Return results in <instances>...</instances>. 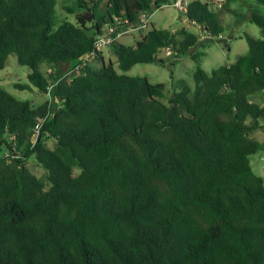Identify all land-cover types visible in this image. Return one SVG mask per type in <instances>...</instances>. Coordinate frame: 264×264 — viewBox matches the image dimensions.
I'll list each match as a JSON object with an SVG mask.
<instances>
[{
  "label": "trees",
  "instance_id": "1",
  "mask_svg": "<svg viewBox=\"0 0 264 264\" xmlns=\"http://www.w3.org/2000/svg\"><path fill=\"white\" fill-rule=\"evenodd\" d=\"M58 1L0 0V70L16 56L30 84L15 87L51 97L34 106L0 87V264H264V179L250 160L264 151L252 138L264 130L254 100L264 95V16H251L261 38L246 35V55L210 75L198 67L194 89L182 83L167 96L166 84L120 74L112 61L59 80L106 25L169 0H108L100 18L103 0H77V21L55 29ZM187 18L222 37L199 1ZM203 46L186 29L152 27L112 50L126 73L165 62L166 49L198 61ZM32 158L46 178L30 171Z\"/></svg>",
  "mask_w": 264,
  "mask_h": 264
},
{
  "label": "rangeland",
  "instance_id": "2",
  "mask_svg": "<svg viewBox=\"0 0 264 264\" xmlns=\"http://www.w3.org/2000/svg\"><path fill=\"white\" fill-rule=\"evenodd\" d=\"M170 2L171 0L166 1L165 4L153 10V13L150 14L152 27L172 32H180L186 29L198 35L202 38L201 42L204 44L203 47L198 48V52L200 53L198 61L193 60L188 55L175 56L172 49H166L159 54V58L164 59L165 62L138 64L124 73L116 63L117 57L113 53L112 48H110V57L115 69L120 74H126L130 77H147L153 84L164 83L167 87V96L174 92H179L182 83L194 89L196 86L194 74L198 67H201L210 75L213 70L220 66L235 64L240 56L246 55L249 51L248 43L245 38L246 35H250L254 38H261L260 28L255 23L251 22L252 14L264 16V6L259 3V0H234L228 8L224 6L223 9L215 11L224 27L221 39L204 35L205 32H203L201 26L188 21L187 16L175 9ZM107 3L108 0L102 1L97 11L98 18L106 13ZM76 5L77 0L58 1L54 17L55 29L63 22L69 21L75 23L77 21L79 11L76 10ZM67 8L71 10L75 9V11L70 12ZM146 32L148 31H145L143 34ZM143 34L126 35L120 39L119 43L123 45H134ZM181 39L182 37L179 36L178 40ZM105 55L107 56V63H109L108 52H106ZM93 63L94 61L91 65ZM95 64L98 65L97 62ZM41 70L44 74H48L53 71V68L44 64ZM29 73L30 69L26 66H21L16 56L12 55L9 58L6 68L0 70V87L19 101H30L34 106L42 105L50 98L48 92H40L36 89L35 91L30 89L21 90L15 87L17 84H30L28 78ZM254 100L264 104V95L258 96L254 98ZM252 138L263 143L264 130L256 131L253 133ZM47 145L49 148L53 149L55 147V141L53 139H48ZM250 160L254 172L264 179V151L254 154ZM27 166L37 177H47V171L39 166L34 158L29 160ZM79 173L80 170L75 169L74 174L77 176Z\"/></svg>",
  "mask_w": 264,
  "mask_h": 264
},
{
  "label": "built area",
  "instance_id": "3",
  "mask_svg": "<svg viewBox=\"0 0 264 264\" xmlns=\"http://www.w3.org/2000/svg\"><path fill=\"white\" fill-rule=\"evenodd\" d=\"M194 1H199L203 5H206L212 11H218L220 9H223L224 6L230 0H172L171 5H173L174 8L177 9L180 13L187 16L189 7ZM150 14L152 13H145L140 17L139 21L134 23H130L129 21H116L112 25H106L102 32L96 37L93 51L86 54L83 57L82 62L76 68L68 71L59 81L63 80L65 77H71L74 74L81 73L82 71H84L88 65L98 59V54L103 53L105 50L112 48L116 43L120 42V39L122 37L132 34H143L145 31H149L150 29H152ZM204 35L213 37L211 33H204ZM221 38L222 37L218 39ZM51 89H53V86L50 88V90ZM49 100L51 101V97L49 98ZM44 122L45 119H42L36 125L34 129L33 143H36L38 138L40 137Z\"/></svg>",
  "mask_w": 264,
  "mask_h": 264
},
{
  "label": "crops",
  "instance_id": "4",
  "mask_svg": "<svg viewBox=\"0 0 264 264\" xmlns=\"http://www.w3.org/2000/svg\"><path fill=\"white\" fill-rule=\"evenodd\" d=\"M234 0H230L226 5H225V7H229L230 6V4L233 2ZM171 2H172V0H171ZM200 40H202V38H200ZM106 52H108V61L110 62V61H112V59H111V57H110V53H111V49H107V50H105L103 53H102V58H100L99 60H96V61H94V63L92 64L93 66H95V67H99V66H101L103 63H107V56L105 55V53ZM98 63V65H96L95 63ZM99 64H101V65H99Z\"/></svg>",
  "mask_w": 264,
  "mask_h": 264
},
{
  "label": "water",
  "instance_id": "5",
  "mask_svg": "<svg viewBox=\"0 0 264 264\" xmlns=\"http://www.w3.org/2000/svg\"><path fill=\"white\" fill-rule=\"evenodd\" d=\"M152 9L155 10L156 9V6H153ZM85 19L90 22L92 20V16L91 17L90 16H86Z\"/></svg>",
  "mask_w": 264,
  "mask_h": 264
}]
</instances>
